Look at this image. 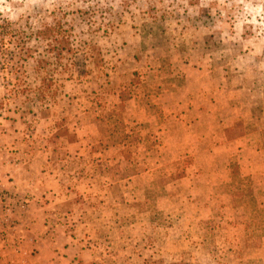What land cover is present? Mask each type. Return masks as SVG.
<instances>
[{
  "label": "rangeland",
  "instance_id": "1",
  "mask_svg": "<svg viewBox=\"0 0 264 264\" xmlns=\"http://www.w3.org/2000/svg\"><path fill=\"white\" fill-rule=\"evenodd\" d=\"M58 24L70 33L72 52L56 60L38 31ZM196 67L227 87L234 104L260 102L230 124L250 131L264 122V0H0V182L16 186L0 190V264H28L34 256L27 244L6 251L1 245L13 213L29 204V186L35 193L46 188L43 199L56 202L50 211L64 220L50 222L57 232L74 226L68 216L87 222L90 234L81 241L97 256L125 264L200 263L199 250L180 236L156 244V254L150 239L171 224L157 202L171 193L179 213L183 182L199 178L185 170L191 158L167 163L154 152L167 147L158 97ZM144 108L151 116L145 123ZM232 159L229 183L216 188L233 200L241 235L232 264H264L247 251L264 240V195ZM223 212L213 209L218 218ZM116 214L128 215L120 237V223L105 227ZM137 223H144L142 232L135 233ZM203 223L204 264L221 263L214 248L220 224Z\"/></svg>",
  "mask_w": 264,
  "mask_h": 264
},
{
  "label": "crops",
  "instance_id": "2",
  "mask_svg": "<svg viewBox=\"0 0 264 264\" xmlns=\"http://www.w3.org/2000/svg\"><path fill=\"white\" fill-rule=\"evenodd\" d=\"M182 76L184 78L182 84H172L165 90L163 97H158L159 100L156 102L158 104L156 106L163 112L161 125H163V132L167 138L163 140L162 145L167 144V147L154 152H159L158 155L161 154L167 163L184 159V156L191 158L193 162L189 159L191 163L188 166L185 164V170L192 169V172L199 173L196 175L199 178L193 182H183L186 191L185 195L180 198L181 210L179 209V213L173 211L171 193H167L161 202H157L158 207L165 209L157 208L156 211H162L164 213L163 219L167 222L170 221L171 224L169 227L163 228V234L155 233V235L152 234L153 236L150 234V239L153 240V250L156 254L159 251L155 246L156 244L162 245L163 239H166L165 244L171 245V240L180 236L183 240L193 244L195 250H199L197 251L201 256V259H198L199 264H204L206 259H202V256L205 249L202 245L205 243L206 230L203 221L213 220V223L217 221L221 231L214 232L216 238L214 248L222 255L220 258L222 262L216 264H228L229 262L226 261L229 259L231 260L230 264H232L234 252L237 253L236 249L242 245L241 235L237 230L236 214L232 208L233 200L227 193L216 192V188L229 183L230 161H233L232 157H234L237 160L241 175L251 179L253 189L258 192L257 196L264 195V138L261 131L264 128V122L260 118L255 122L257 128L250 131H244L242 127L236 128L235 125L229 123V121L241 118L244 108L260 105V102L250 103L248 100L234 104L228 93L229 89L214 79L209 78L207 80L205 72L199 67L188 69ZM253 96L255 97V94ZM243 97L245 96L243 95ZM139 115H143L140 122H144L143 120L151 121V116L146 108ZM184 162L186 163V161ZM149 170L146 169L144 173ZM211 174L214 176L211 177ZM1 182L0 190H3L4 187L10 191L16 189V186ZM168 186L165 188L167 189ZM38 190L35 193L33 187L29 186L27 189L30 192L27 193L29 204L25 203L21 214L13 213L14 218L12 217L7 225L4 234L5 239L1 244L5 251L11 245L18 248L19 245L27 244L26 248H29L34 254V256L29 257V261L26 262L28 264L128 263L121 260H111L105 253L103 256H97L96 253L98 252L83 246L84 243L81 238L90 234V226L78 214L68 216V218L73 217L72 221H75L71 228L64 225V230L57 232L54 227H50L52 219L63 220V218H57L59 212L50 211V208L54 207L52 204L56 202H46L43 199L42 193L45 192L46 188L42 190L39 187ZM190 195L191 198L188 197ZM215 206L224 210L219 218L213 215ZM31 211H33L32 214ZM115 216L112 220L116 223L109 221L105 227L109 228L110 223L115 224L114 226L120 223L114 232L117 237H120L124 234V227L121 222L126 221L128 215L116 214ZM58 224L60 225V223ZM137 224L135 233L137 229L142 232L145 227L144 223ZM131 225L135 226L134 224ZM153 226L156 227V231L162 228L155 223ZM58 238H60V242ZM24 250L28 252L26 249ZM153 250L151 249V251ZM167 250L171 251V246ZM247 251H251L249 257L264 258V240L261 247ZM135 255L138 256L139 254Z\"/></svg>",
  "mask_w": 264,
  "mask_h": 264
},
{
  "label": "trees",
  "instance_id": "3",
  "mask_svg": "<svg viewBox=\"0 0 264 264\" xmlns=\"http://www.w3.org/2000/svg\"><path fill=\"white\" fill-rule=\"evenodd\" d=\"M47 31H50L49 36L47 37ZM62 32H67V30L63 29L61 24L57 25L56 27H53V29L50 27L43 31H38V33L41 35V37H45V40L47 41V48L45 49V52L48 55L53 56L56 60H59L63 57L64 54H68L72 52L71 47V40H70V33L67 32V34H62ZM21 49H27L24 45H22ZM27 54V53H26ZM29 55V54H28ZM44 62V60L41 58L37 60V62Z\"/></svg>",
  "mask_w": 264,
  "mask_h": 264
}]
</instances>
